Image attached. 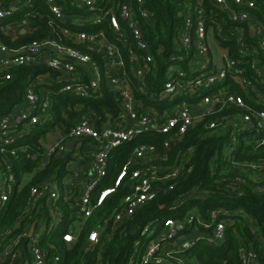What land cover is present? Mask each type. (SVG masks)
<instances>
[{
	"label": "built area",
	"instance_id": "built-area-1",
	"mask_svg": "<svg viewBox=\"0 0 264 264\" xmlns=\"http://www.w3.org/2000/svg\"><path fill=\"white\" fill-rule=\"evenodd\" d=\"M35 1L0 0V33L11 36L13 41L25 34L28 18L39 14L34 13ZM39 1L48 12L50 36L17 47L0 43V72L5 73L4 80H10V69L24 65L44 66L56 74L37 76L25 88L23 102L0 117V211L18 186L9 157H17L19 152L37 162V171L54 156L68 154L67 142L87 139L93 143L88 166L79 177L72 176L68 169L74 162L71 158L68 174L60 181L46 179L28 189L26 210L45 200L51 216L49 229L62 222L63 209L58 205L62 199L61 204L66 205L72 221L61 238L71 245L94 210L122 182L130 191L123 198L122 208L114 214V223L129 218L154 200L158 192L154 183L169 182L182 171L181 164L170 174H162L166 169L157 164L165 162L170 146L206 117L212 118L204 125L208 133L229 132L228 155L238 147L241 132L254 131L253 140L250 139L253 150L264 146V109L255 108L264 105V93L259 92L260 86H264V24L254 14V0H208L223 13L222 18L207 15L201 2L192 10L187 0L189 9L177 32L175 52L168 58L166 80L157 94L147 96L145 77L152 71L154 56L142 31V24L152 18L144 0ZM22 7L33 10L20 20H12ZM102 83L114 91L118 102L117 116L109 125L96 128L90 115L81 113L67 134L50 146L40 144L39 150H33L29 145L19 144L36 126L50 120L52 95L66 93L91 100ZM250 90L254 95H250L248 103L240 91L249 94ZM139 103L142 107H138ZM156 106L164 109L158 113ZM148 133L163 137L164 153L154 145L136 146L114 185L101 189L95 197L106 177L111 153ZM246 168L263 176L264 158L247 164ZM33 175L23 176H29L25 185ZM236 181L240 183L239 178ZM255 191H264V186ZM222 213L214 210L210 221L204 222L192 211L182 219L169 218L159 225L144 227L140 233L143 240L135 242L127 264H190L182 254L198 241L216 246L224 243L225 222L219 219ZM106 223L104 220L103 224ZM36 230L33 228L31 236L27 229L14 237L0 252V264H14L22 240H27L31 264H46L47 253L39 247L41 233ZM3 236L0 232V243ZM100 239L99 230L88 232L89 248L92 250ZM238 255L242 264H256V253L244 245L239 247ZM57 260L55 255L51 258L52 263Z\"/></svg>",
	"mask_w": 264,
	"mask_h": 264
},
{
	"label": "trees",
	"instance_id": "trees-1",
	"mask_svg": "<svg viewBox=\"0 0 264 264\" xmlns=\"http://www.w3.org/2000/svg\"><path fill=\"white\" fill-rule=\"evenodd\" d=\"M254 1V14L264 24V0ZM198 2H201L207 15H214L216 18L223 15L208 0H190L192 10ZM34 4V13L39 14L28 18L27 32L18 35L14 41L11 36L0 33V43L17 47L50 36L46 23L47 9L39 0ZM144 6L151 12L152 18L149 23L142 24V31L154 56L152 71L145 77L147 96L157 94L166 80V71L170 64L168 58L175 52L177 32L183 25L189 7L187 0H144ZM32 10L22 7L13 15L12 20H20ZM34 27L37 29L34 30ZM88 53L98 59L94 53ZM8 72L11 75L10 80H4L5 73L0 72V117L23 102L25 88L37 76L56 75L44 66L33 65L12 68ZM259 92L264 93V86H260ZM240 95L246 102L251 103L250 95L253 96L254 93L251 90L249 94L240 91ZM51 99L50 120L36 126L28 136L19 141L20 145H29L33 150H39V140L46 133L59 127L69 129L81 113H88L94 126L100 128L107 120H114L118 112L116 94L105 83L101 84L95 98L91 100H81L66 93L54 94ZM140 99L145 100V97L140 96ZM255 108L264 109V105ZM156 109L159 113L164 108L156 106ZM211 119L206 117L178 142L173 143L166 152L165 162L152 163L165 167L162 174H170L182 164V171L175 179L154 183L158 191L154 200L138 208L129 218L114 223L113 216L122 208L123 198L130 191L129 186L122 182L94 210L91 218L84 223L77 240L71 245L63 242L61 238L69 230L72 221L66 205H62L63 202L61 204L62 199L58 202L63 209L62 222L52 229L48 228L51 216L45 200L37 201L31 210H26L29 186L46 179L60 181L68 174L70 154L54 156L37 171V162L28 160L24 153L19 152L17 157H9L18 184L24 175H34L19 191L15 188L10 200L0 211V232L4 234L0 252L22 231L32 225L37 228L39 224L45 223L46 228L38 238L39 247L47 253L46 264H127L135 242L143 240L140 233L144 227L159 225L169 218L182 219L192 211L196 218L209 222L212 211L222 210L219 219L225 222L224 243L219 246L207 245L200 240L182 256L190 264H242L238 249L244 245L256 253V264H264V191H255L264 186V175L256 174L252 168H246L247 164L264 158V146L253 150L250 139L254 131L241 132L238 147L228 155L226 148L230 145L229 132L208 133L204 125ZM162 140L161 135L148 133L115 149L111 153L106 177L95 191V197L101 189L114 185L118 172L133 148L140 144L154 145L163 154ZM233 162L243 166L234 165ZM236 178L240 179V183ZM104 220L107 221L106 225L103 224ZM91 230H99L101 238L92 250L87 242V234ZM17 251L19 257L14 264H31L27 240L20 242ZM54 255L58 260L52 263L51 258Z\"/></svg>",
	"mask_w": 264,
	"mask_h": 264
},
{
	"label": "crops",
	"instance_id": "crops-1",
	"mask_svg": "<svg viewBox=\"0 0 264 264\" xmlns=\"http://www.w3.org/2000/svg\"><path fill=\"white\" fill-rule=\"evenodd\" d=\"M111 123L110 120H107L102 126L104 125H109ZM67 134V128L61 129L59 128H54L52 131L46 133L40 140L39 144L43 147H48L50 146L55 140H57L60 136L66 135ZM75 141L74 147L69 150V154L71 158L74 159V162H72L69 166L68 169L71 171V175L76 177H79L81 173L87 168L88 166V159L90 157V153L92 150L93 143H91L87 139H82V140H72ZM73 172V174H72ZM29 176H25L22 178L21 183L18 184L17 186V191H19L25 183L28 181ZM45 223L39 224L37 226V233H41L46 227Z\"/></svg>",
	"mask_w": 264,
	"mask_h": 264
},
{
	"label": "water",
	"instance_id": "water-1",
	"mask_svg": "<svg viewBox=\"0 0 264 264\" xmlns=\"http://www.w3.org/2000/svg\"><path fill=\"white\" fill-rule=\"evenodd\" d=\"M110 75H112V73H110ZM138 107H142V104L139 103V104H138ZM74 144H75V141H69V142L66 143V148H67L68 150H71V149L73 148ZM33 228H34V225H32V226L29 228V231H28L29 236L32 235V233H33Z\"/></svg>",
	"mask_w": 264,
	"mask_h": 264
},
{
	"label": "rangeland",
	"instance_id": "rangeland-1",
	"mask_svg": "<svg viewBox=\"0 0 264 264\" xmlns=\"http://www.w3.org/2000/svg\"><path fill=\"white\" fill-rule=\"evenodd\" d=\"M214 53H215V55H217V51H216L215 49H214ZM178 105H179V104H178ZM159 236H160V235H157L156 238L159 239V238H160Z\"/></svg>",
	"mask_w": 264,
	"mask_h": 264
}]
</instances>
